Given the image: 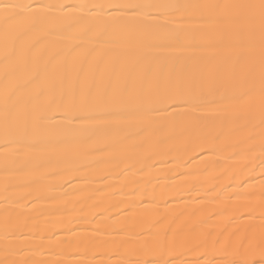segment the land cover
<instances>
[{"label": "snow or ice", "instance_id": "snow-or-ice-1", "mask_svg": "<svg viewBox=\"0 0 264 264\" xmlns=\"http://www.w3.org/2000/svg\"><path fill=\"white\" fill-rule=\"evenodd\" d=\"M0 264H264V0H0Z\"/></svg>", "mask_w": 264, "mask_h": 264}, {"label": "bare ground", "instance_id": "bare-ground-1", "mask_svg": "<svg viewBox=\"0 0 264 264\" xmlns=\"http://www.w3.org/2000/svg\"><path fill=\"white\" fill-rule=\"evenodd\" d=\"M201 54L204 55H212L213 52L211 50H207L202 52ZM171 180H178L177 177H171L170 180L168 181L169 183H171ZM65 188H68L69 185L65 184L64 185ZM184 187V184L182 182V180H178L177 183V188H182ZM170 204H176L178 203L177 200H169ZM112 211H116L115 209H113ZM92 226L91 225H86V224H81L80 226H74L73 227V232L69 233V232H62V231H57V236H59L61 239H67L69 241L68 244L64 245V255L61 256H53L51 257V259L56 260V259H60V260H67L70 262H75V261H80V260H84V261H95V260H101V259H108L107 256H94L93 252L94 251H100V250H90L87 252V254L85 255H74L73 253H76L77 251H81L83 252V248H84V242L87 241V239H89V232H90V228ZM195 253H184L182 256H180L181 260H189V259H194L195 258ZM45 257L48 256L47 253L44 254ZM117 257H112V259H116Z\"/></svg>", "mask_w": 264, "mask_h": 264}]
</instances>
